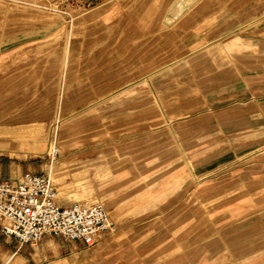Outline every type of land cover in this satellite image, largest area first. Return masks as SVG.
Wrapping results in <instances>:
<instances>
[{
	"label": "rangeland",
	"instance_id": "obj_1",
	"mask_svg": "<svg viewBox=\"0 0 264 264\" xmlns=\"http://www.w3.org/2000/svg\"><path fill=\"white\" fill-rule=\"evenodd\" d=\"M176 1L0 0V176L102 201L120 264H264V208L222 205L261 192L264 0Z\"/></svg>",
	"mask_w": 264,
	"mask_h": 264
},
{
	"label": "built area",
	"instance_id": "obj_2",
	"mask_svg": "<svg viewBox=\"0 0 264 264\" xmlns=\"http://www.w3.org/2000/svg\"><path fill=\"white\" fill-rule=\"evenodd\" d=\"M49 149L53 158L58 155L55 138H50ZM116 229L100 201L59 204L56 186L46 173L26 171L17 179H0V233L19 246L52 237L91 248ZM0 264L14 263L0 258Z\"/></svg>",
	"mask_w": 264,
	"mask_h": 264
},
{
	"label": "crops",
	"instance_id": "obj_3",
	"mask_svg": "<svg viewBox=\"0 0 264 264\" xmlns=\"http://www.w3.org/2000/svg\"><path fill=\"white\" fill-rule=\"evenodd\" d=\"M199 1L200 0H197L191 7L193 8L196 4L199 3ZM186 10L182 12L184 13L183 15L187 13ZM261 42L262 43L260 45V48L264 47V41H261ZM260 55L261 57H264V53H262V51ZM136 82H139V81H135V83ZM260 85H262L260 92L258 93L257 91L253 90L254 95H256L257 93L259 95H264V88H262L264 87V75L260 76ZM239 104L243 105L244 107L246 105L251 107L253 105V100L249 99ZM249 110H252V109H249ZM260 110L261 112L264 111V103L260 105ZM52 172L53 170L51 169L50 173L52 174ZM22 173L23 172L19 173L16 176H9L8 180L17 179ZM0 179H7V177L0 176ZM207 185L210 186L216 192H220L221 189H225V188H221L219 184L211 183ZM253 187L255 188L258 187L260 189L261 192L258 196H255L251 192L249 196H245V198H240L239 195L235 193L236 186L230 183L227 184L226 188L228 189L230 196L226 199V201L223 202L222 205L227 206L229 208H240V207H262L264 208V177L255 179L253 182ZM68 197H71V199L72 198L74 199L77 196L68 195ZM91 201H100V200L96 199V200H91ZM58 202L61 205H70L75 202H89V201H77V200L71 201L69 199L60 200V198L58 197ZM106 208L108 209L111 215L110 209L107 206ZM0 235L2 234L0 233ZM3 238L7 239L8 237L3 236ZM46 238L47 237H45L44 240H46ZM48 238H50V240L53 242L56 241L60 245V250L58 251L57 255L53 254V252L51 254H46V253L44 254L42 252H37L38 246L42 243L41 241L37 244H25L22 247H19L17 249H14L15 246L11 248H7L4 251L0 249V258L1 259L10 258L14 264H80L78 262L80 257H83L82 264H120L118 263V259H119L118 257H120V247H119V244L113 242V239L111 240L109 238H104L101 241H99L95 246L91 248L82 249V246L84 247V245L81 244L80 242L65 243L56 238H52V237H48ZM12 240L14 239L8 238V240H6L7 241L6 244L10 245Z\"/></svg>",
	"mask_w": 264,
	"mask_h": 264
},
{
	"label": "bare ground",
	"instance_id": "obj_4",
	"mask_svg": "<svg viewBox=\"0 0 264 264\" xmlns=\"http://www.w3.org/2000/svg\"><path fill=\"white\" fill-rule=\"evenodd\" d=\"M192 2H194V0H177L175 3H174V5H175V8H176V10H183V9H188L187 7H189V5L192 3ZM171 12V11H170ZM169 15V14H168ZM169 16H172V14L171 15H169ZM165 23H167V22H165ZM168 24H169V22H168ZM151 75V73L149 74V76ZM153 75V74H152ZM149 76H147L145 79L146 80H149ZM157 98V97H156ZM158 101V100H157ZM160 105V104H159ZM24 129V128H23ZM19 134V133H18ZM15 136V135H14ZM5 144V143H4ZM15 152V151H14ZM71 163V162H70ZM71 168V167H70Z\"/></svg>",
	"mask_w": 264,
	"mask_h": 264
}]
</instances>
